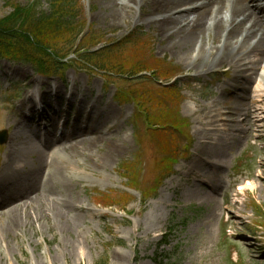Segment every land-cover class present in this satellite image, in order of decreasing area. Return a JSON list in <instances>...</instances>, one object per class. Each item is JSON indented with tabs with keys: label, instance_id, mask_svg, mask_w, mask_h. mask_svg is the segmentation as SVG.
<instances>
[{
	"label": "rangeland",
	"instance_id": "rangeland-1",
	"mask_svg": "<svg viewBox=\"0 0 264 264\" xmlns=\"http://www.w3.org/2000/svg\"><path fill=\"white\" fill-rule=\"evenodd\" d=\"M32 1L0 0V19L12 16L15 7H24ZM40 5L41 12L51 11L48 0H42ZM74 9L77 21L88 26L86 32L97 36L94 43L98 47L93 50L109 49L107 52L112 53L104 67L116 77L70 69L64 78L46 79L37 75L31 65L0 59V131L9 130V135L19 133L30 141L28 146L22 144L12 151H8V145L0 146V171L9 156L13 157L9 161L10 175L20 168L12 178L0 184V191L7 192L0 198V206L33 196L48 174L62 166V176L44 196L52 195L45 198L49 207L51 200L65 204L76 223L69 232L64 224L59 225L50 216L40 219L35 226L29 225L22 236L11 234L8 238L4 232L7 217L0 216V264H54V260L56 264H99L103 256H107L108 264H264V216L257 214V208L264 214V123L256 122L252 127L246 120L241 122L245 117L238 115V130L228 133L229 148L220 151L218 158L214 153L220 149L210 148L216 163L198 166L194 162L206 147L201 135L209 129L211 110L216 115L217 110L223 112L232 108L237 100L233 97L237 90L231 85L235 73L229 66L207 73L191 68L188 61L179 57V52H172L167 38H159L161 31L152 22L157 16L145 17L150 13L145 5L136 8L132 14L134 21L113 16L106 0H78ZM134 34L145 35L152 53L148 65L155 66L161 60L168 65L169 75L180 73L178 87L184 96L181 115L186 119L184 126L191 138L170 135V139H178L176 145L180 154L185 153L182 148H188L189 152L186 158L182 156L186 160L175 166V174L164 182L158 197L152 196L146 203L139 193L129 189L120 166L137 157L142 162L141 180L151 186L156 179L151 169L156 165L157 151H152L151 144L140 147L137 130L132 125L135 107L119 105L114 100L123 80L114 67L123 64L138 71L142 69L136 66L138 47L127 44ZM125 45L127 48H123ZM69 58L74 60L76 56L71 54ZM104 78L110 82L108 88ZM229 83L230 86L223 88ZM242 83L238 86L242 87ZM257 86L264 98V81H255L251 85V96L245 102L248 112L250 100L259 98L255 91ZM41 92L50 93L58 102L56 93L71 96L72 101L63 100L62 106L68 107L70 119L81 126H91L94 122L89 116L91 113L85 112L88 108L92 107L95 117L101 116V122L106 112H111L113 118L95 131L98 136L101 131L105 132L106 140L91 151L85 152L82 146L53 160L49 151L37 143L38 132L35 135L29 129L32 124L21 119L22 111L30 105L27 96L31 93L38 96ZM46 108L50 111L47 105ZM71 132L69 129V134ZM124 134V147L115 145L109 138ZM37 147L44 151L41 168L34 156ZM246 180H252L254 188L236 199L234 187ZM44 203L43 198L41 209ZM77 239L82 244L75 247Z\"/></svg>",
	"mask_w": 264,
	"mask_h": 264
},
{
	"label": "bare ground",
	"instance_id": "bare-ground-1",
	"mask_svg": "<svg viewBox=\"0 0 264 264\" xmlns=\"http://www.w3.org/2000/svg\"><path fill=\"white\" fill-rule=\"evenodd\" d=\"M106 3L112 15L123 21L126 17V19L134 21L135 16H132V14L136 12V8L142 5L147 6L150 13L146 14L145 17L157 16L152 22L156 23L161 31L159 38H163V36L164 39L167 38L172 52H179V57L188 61L191 68L196 71L207 73L229 66L235 73L232 82L237 85L234 88L243 91L245 95L251 89L246 87L240 89L238 82L242 81L243 84L248 85L253 79L260 78L264 81V76H260L259 72L260 68L264 70V0H106ZM258 3L259 6L252 7L253 4ZM245 73L250 75L245 76ZM39 84L41 85V83ZM46 96L47 94H38L42 103ZM28 98L33 101L32 95ZM84 98L86 97L84 96ZM239 100L243 99L239 98ZM256 102L257 105L263 103L261 100H256ZM213 103H211V106ZM249 108L250 111L248 112L245 101H238L234 103L232 108H226L223 112L217 110L216 115L211 110L210 117H208V119L211 118V121L210 124L207 123L209 129L201 135L202 144L206 147L194 161L198 166H201V163L215 164V157H221L222 153L220 151L229 148L228 133L238 130L239 122L236 118L238 115L245 117L241 122L246 120L251 125L254 124V119L259 117L258 114L262 110L253 106ZM88 112L92 114L94 120L91 131L88 133L95 136L88 139L86 138L88 134H85L84 140L82 142L76 141L73 147L69 144L70 142L63 144L62 140L57 141L61 144L51 150L53 160L56 161L58 157L61 158V154L65 155L71 149L80 150L82 146H85V152L91 151L97 147L99 142L106 140V138H103V133L98 136L95 131L103 122L106 120L109 122L113 118L111 112H106V117L102 122L100 115L95 117L93 110H88ZM114 114H116L115 110ZM107 122L103 125H106ZM261 122H264V117ZM114 124L118 126V123ZM49 134L52 135L51 132ZM124 137L125 134L121 137L114 135L109 138L112 143L116 142L115 145L124 147L123 142L126 140ZM211 140H214L213 143H209ZM29 143L27 136L26 139H23L17 133L10 137L8 149L9 151L16 150L17 146L22 144L28 146ZM49 146H51L50 143L47 144L46 148ZM210 148L220 149L217 153H214L215 157ZM35 150L36 155L34 156L38 158L41 168L44 151L39 147ZM27 154L29 155V153ZM68 156L69 154L63 163H65ZM12 158L11 156L7 157L6 167L0 173V184L7 182L14 176L16 171L20 170V168L15 169L10 175L12 168H10L9 161H12ZM61 168L56 167L53 172H50L44 184L39 185V189L37 188L36 194H33V196L22 197L18 199L20 202H14L2 209L0 208V216L7 217L4 232H6L8 238L11 237V234L17 237L22 236L23 231L29 225L35 226L40 219L50 216L52 221L54 220L59 225L64 224L69 232L74 229L76 219L71 218L65 204H59L49 199L52 201V203L49 201V207L46 200L52 195L46 193L44 196L47 189L53 184H57L56 180L62 176ZM16 193L18 194V192ZM43 198L45 203L41 209L40 205ZM80 209L84 210L85 208ZM59 229L62 230L61 227ZM81 244V240L77 239L75 241V247L81 246ZM54 264H56L55 260Z\"/></svg>",
	"mask_w": 264,
	"mask_h": 264
},
{
	"label": "trees",
	"instance_id": "trees-1",
	"mask_svg": "<svg viewBox=\"0 0 264 264\" xmlns=\"http://www.w3.org/2000/svg\"><path fill=\"white\" fill-rule=\"evenodd\" d=\"M74 3L75 0H50L52 8L50 14L39 13L36 10L29 12L16 9L15 15L0 20V57L31 64L40 75L44 76L64 72L70 66H78L81 69H87L90 66L105 69V63L110 62L109 57L113 55L112 53L104 54L106 50L100 53L92 52L97 47L94 43L97 36L86 33V24L77 21V16L74 15L76 12ZM18 23L21 25L16 29ZM79 39H81L80 44H78ZM77 44L78 48L73 52ZM140 45V43H135L132 46L139 47ZM72 53H75L77 58L75 65H71L70 62L64 63ZM146 65L147 62L143 57L140 63L136 64L142 68L140 71H136L133 66L126 67L123 64L114 67L117 74L125 77L131 74L136 78L137 75H143V73H150L154 77L152 80L149 79V83L142 84L140 88L125 92L122 97L125 101L128 100L127 96L135 98L138 106L143 108L141 99L137 98L139 94H143L145 99L152 102L154 109V114L149 111L148 115L147 112L145 113L148 122L152 123L151 118H156L164 124L163 126L176 124L175 107L173 109L169 106L165 99V95L173 97L174 93L168 90L156 91L152 87L163 79L166 72L161 68L145 69ZM159 74H162V77ZM168 121L171 123H166ZM160 145L163 146L164 151L157 163L160 165L161 175H164L172 169L175 157L170 152L176 149H168L169 146L166 143ZM161 180L162 178H159V182Z\"/></svg>",
	"mask_w": 264,
	"mask_h": 264
},
{
	"label": "water",
	"instance_id": "water-1",
	"mask_svg": "<svg viewBox=\"0 0 264 264\" xmlns=\"http://www.w3.org/2000/svg\"><path fill=\"white\" fill-rule=\"evenodd\" d=\"M3 137H5V136H3Z\"/></svg>",
	"mask_w": 264,
	"mask_h": 264
}]
</instances>
